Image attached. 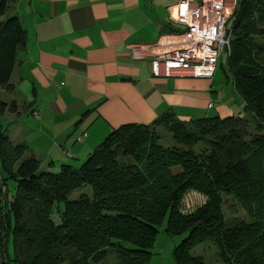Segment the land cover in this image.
<instances>
[{
    "label": "trees",
    "instance_id": "obj_1",
    "mask_svg": "<svg viewBox=\"0 0 264 264\" xmlns=\"http://www.w3.org/2000/svg\"><path fill=\"white\" fill-rule=\"evenodd\" d=\"M228 25L227 69L244 116L183 121L167 112L149 125L124 124L79 168L56 173L40 171L0 124V264H101L109 253L117 264H147L164 220L167 235H186L173 249L175 264H205L191 250L207 241L221 264H264V0H238ZM25 42L17 18L0 21V89L11 90ZM13 108L0 98V116ZM158 129L170 146L160 144ZM83 187L91 196L68 199ZM190 195L203 201L186 210ZM226 197L246 221L225 217Z\"/></svg>",
    "mask_w": 264,
    "mask_h": 264
},
{
    "label": "crops",
    "instance_id": "obj_2",
    "mask_svg": "<svg viewBox=\"0 0 264 264\" xmlns=\"http://www.w3.org/2000/svg\"><path fill=\"white\" fill-rule=\"evenodd\" d=\"M4 2L0 21L17 18L26 42L11 90L0 89L14 106L0 124L42 172L75 167L113 129L149 125L167 112L183 121L244 116L232 78L215 79L219 62L212 79L153 77L149 47L165 49L158 44L175 0Z\"/></svg>",
    "mask_w": 264,
    "mask_h": 264
},
{
    "label": "built area",
    "instance_id": "obj_3",
    "mask_svg": "<svg viewBox=\"0 0 264 264\" xmlns=\"http://www.w3.org/2000/svg\"><path fill=\"white\" fill-rule=\"evenodd\" d=\"M238 0H175L168 8L174 31L165 36V49L150 46L153 77L212 79L219 59L230 49L229 20ZM211 107V104L209 105Z\"/></svg>",
    "mask_w": 264,
    "mask_h": 264
},
{
    "label": "rangeland",
    "instance_id": "obj_4",
    "mask_svg": "<svg viewBox=\"0 0 264 264\" xmlns=\"http://www.w3.org/2000/svg\"><path fill=\"white\" fill-rule=\"evenodd\" d=\"M227 57H228V52L225 51L224 54L220 57L219 59V66L216 71L215 79L218 80L221 83H225V81L230 80V73L227 69ZM225 73L227 74V77L225 76ZM228 82V81H227ZM228 83H231L229 81ZM232 89V88H230ZM227 93V92H226ZM228 95V93H227ZM228 97V96H227ZM0 98L2 100H7V95L4 93H0ZM230 98V97H228ZM228 101V99L226 100ZM231 101V100H230ZM237 106V104H236ZM7 114L4 116H0V123L3 125V121L6 117ZM249 119V117H246ZM157 132L159 133L161 140L160 144H164L167 146H170L172 144L170 135L162 130L158 129ZM85 160V159H84ZM83 160V161H84ZM79 162L74 168H79L80 165L82 164ZM176 170H174L175 172ZM14 182L12 180L7 181V187H8V193L7 196L10 199L12 193L14 192ZM81 194H85L87 196H91V191L89 187H83L81 189L75 190L71 192L68 195L69 200H75L77 199ZM203 201L202 198H200L198 195H190L185 199V204L186 210H191L198 206L201 202ZM224 215L225 217L232 223L236 221H241V220H247V217L244 213V211L239 207V205L230 197H226V202L223 207ZM54 223L58 224V218L57 215L54 214L52 217ZM165 223L166 220L163 221V223L158 227V234L155 239L154 245L151 249L152 257L150 261L147 264H175L173 257H172V252L175 246H177L184 238L186 235H181V236H169L165 233ZM3 234L0 233V236ZM6 248H7V254L9 258H12L13 256V244H12V239L9 237L7 239L6 243ZM191 255L192 256H200L205 264H221L220 261L218 260L216 256V248L214 245L207 241L204 243L199 244L198 246L194 247L191 250ZM2 259V256L0 254V260ZM101 264H117L116 260L113 256L112 253H109L108 257L101 263Z\"/></svg>",
    "mask_w": 264,
    "mask_h": 264
}]
</instances>
